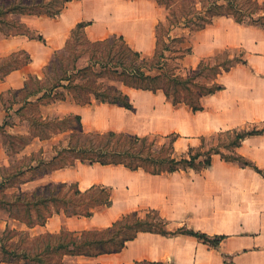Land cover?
<instances>
[{"label":"crops","instance_id":"0c3cea01","mask_svg":"<svg viewBox=\"0 0 264 264\" xmlns=\"http://www.w3.org/2000/svg\"><path fill=\"white\" fill-rule=\"evenodd\" d=\"M159 8L154 0H74L54 19L17 16L31 30L38 32L43 41L27 36L0 41V61L21 51L32 58L29 65L0 81V99L24 89L28 78L34 74L42 81V70L55 54L66 49L72 31L80 23L88 24L85 34L90 41L122 37L134 51L152 58L156 50L155 28L161 19ZM191 41L192 54L181 59L184 67L195 68L202 59L233 49L243 52L247 59L246 65L238 64L219 75L217 81L224 89L204 97L201 111L194 112L185 104L173 105L162 91L124 86L122 90L128 95L133 109L98 102L79 106L69 99L46 106H53L62 118L80 117L84 133L114 132L142 138L177 136V153L198 147L202 137L246 126L263 130L264 30L222 17L191 36ZM44 93L28 98L27 105L43 106ZM25 103L22 100L18 111L27 106ZM6 112L0 109V126ZM45 121L47 119L40 120L41 123ZM47 140L42 137L36 140L41 150L46 147ZM237 152L256 165L260 172L228 163L220 156H215L212 165L202 173L190 170L154 175L123 165H91L80 161L73 166L42 172L40 162L34 159L23 171L33 174L29 183L35 186L75 184L82 193L93 187H102L111 193L112 205L98 208L91 217H70L61 210L45 225L38 226L48 230V234L101 231L112 227L124 215L154 210L168 222V229L185 226L211 238L223 237L217 247H211L192 236L143 232L128 242L121 253L75 257L72 260L77 264H133L137 261L264 264V133L246 138ZM2 154L6 156L3 151ZM19 223L22 229H37Z\"/></svg>","mask_w":264,"mask_h":264},{"label":"trees","instance_id":"16d2710c","mask_svg":"<svg viewBox=\"0 0 264 264\" xmlns=\"http://www.w3.org/2000/svg\"><path fill=\"white\" fill-rule=\"evenodd\" d=\"M74 0H0V40L14 35H27L32 39L31 29L27 24L17 19V16H36L57 18L62 14L66 6ZM158 6L165 11V17L160 19L155 28L156 50L152 58L143 57L134 51L127 41L118 36L110 37L102 41H90L85 29L86 23H80L72 31V36L67 43L66 51H73L79 42L85 43L88 54V66L82 69L73 67L70 71L76 74L61 78L60 82H69L70 85L63 86L67 90L75 91L72 98L66 96L56 97L53 90L60 85L48 88L38 86L30 91L26 98L45 91L42 100L47 97L54 98L53 101L70 100L79 106L91 105L94 102L118 105L127 109H133L128 95L122 90V86L138 90L152 92L162 91L173 105L185 104L194 112L203 110L202 99L208 95L215 94L224 89L218 83V77L224 72L230 71L238 64H247L246 56L239 50H227L222 53L209 56L200 61L196 70L190 71L192 75L188 78L178 73H162L163 67L169 60L168 53L175 51L171 47L186 44L181 48V58L192 54L193 47L191 36L209 26L217 19L227 17L233 19L240 25L256 27L264 30V1L260 0H154ZM194 12H190V7ZM185 26L190 30L189 38H175L173 33ZM38 40L43 41L39 35ZM172 45V46H171ZM91 53V54H90ZM23 56V57H20ZM20 57V58H19ZM32 61L30 55L18 52L11 55L10 59L0 64V81H3L13 71L29 65ZM96 67H101L105 72H100L101 78H106L108 83L91 89L95 81L89 85H74L79 74L95 75ZM117 69V70H114ZM158 71L161 74L155 75ZM85 76V75H84ZM199 80V81H198ZM41 85L39 79L35 80ZM191 84V85H189ZM83 85V84H82ZM29 87V83L26 84ZM90 89V90H89ZM72 93V91H71ZM80 129H73L75 137L83 138V142L73 143L57 154L55 161L65 150L75 155V160L91 165L102 166L123 165L136 171L144 170L154 175L172 174L177 172L202 173L208 169L215 156H220L228 163H234L242 167H250L260 172L258 167L251 161L239 155L237 150L243 141L251 136L261 135L263 130L257 127L251 129L246 126L228 132H222L210 137H202L201 144L196 148L178 155L175 150L177 136L167 137H138L129 134L114 132L84 133L81 130V119L76 117ZM46 123V122H44ZM43 123V125H44ZM42 124V123H41ZM45 126V125H44ZM77 133L79 136H77ZM43 138V136H42ZM163 140L165 143L161 144ZM168 141V142H166ZM40 166L44 161L38 160ZM57 165L47 169V172L73 166ZM15 176L9 177L11 183ZM6 180V179H5ZM7 180V181H8ZM5 183V182H4ZM0 184V190L5 184ZM13 185V184H11ZM74 196L79 197L73 210H70L66 197L53 195L50 189L49 198L40 197L34 201L31 197L16 196L11 203H6L8 208L24 209L25 216L31 213L33 208L43 205L47 216L37 212L39 225H45L49 218L58 214L61 210L70 216L91 217L100 207L112 205L111 193L102 187H93L87 193H82L77 185H72ZM4 203V202H1ZM48 204L54 206L62 204L63 207H55L50 211ZM5 205V204H4ZM30 216V215H29ZM25 221L24 219H21ZM34 221L29 220L28 226L33 227ZM168 222L154 210L136 211L122 216L112 227L101 231L68 232L62 231L58 234H47L39 237L31 252L14 245L11 239L0 237V263L4 264H66L65 258L75 257H99L105 254L121 253L127 243L134 240L140 233L151 232L164 236L187 235L198 238L211 247H217L223 237L211 238L208 235L194 232L183 226L177 231L169 232ZM11 242V243H10ZM133 264H165L163 262L137 261Z\"/></svg>","mask_w":264,"mask_h":264},{"label":"rangeland","instance_id":"374dc122","mask_svg":"<svg viewBox=\"0 0 264 264\" xmlns=\"http://www.w3.org/2000/svg\"><path fill=\"white\" fill-rule=\"evenodd\" d=\"M189 10L192 13L194 12L192 6ZM159 13L161 19L165 17L166 13L163 9L159 8ZM30 31L31 36L38 40V32L34 30ZM189 34L190 30L185 26H181L180 29L173 33V37L186 39L189 38ZM15 36L27 35H14L8 38ZM8 38L6 37L1 40ZM29 38L32 39L31 37ZM186 46L187 45L184 44L171 47L175 53L172 52L167 54L169 60L166 62V66L163 67L164 71L162 73L175 72L185 78L192 75L190 71L196 70L197 67L190 68L181 65L180 58L182 55L180 50L181 48L184 50ZM88 54L89 52L86 50L85 43L82 42H79L73 51L64 50L55 54L52 60L47 63L48 65L42 70L43 77L41 85L35 83V80H37V74H34L28 78L29 87L26 86L20 91L13 92L14 94L12 96L7 94L4 99H0V109L7 110V115L0 126V160H3L0 162V184L5 182L4 188L0 190V237L4 239L9 237L11 242H13L14 245L19 246L21 250L25 249L28 252H31L35 247L36 240L49 233L48 230L38 227L39 220L37 218V212H40L43 216H47L48 214L43 205H38L37 208L31 210V213L29 214L30 216H25L24 209L18 211L17 208H11L10 210L6 203L13 202L16 196H29L33 198L34 201H37L40 197L49 198L52 194H58L60 197H66V206H68L70 210H73L80 199L73 195L75 188L72 185L74 184L47 183L45 185L35 186L33 183H29V179L33 174L30 171L24 172V166L28 165L33 159L44 160L45 163L40 166V170L46 172L47 169L57 165H69L70 163L77 162L78 160H75V155L66 150L55 161H53V159L57 154L61 153L63 149L73 146V143L83 142L84 139H78L75 137L76 135H74L75 133L73 129H80L79 122L75 115L62 118L58 115L60 112L54 109L53 106H46L51 105L54 102V98L50 96L43 100V106H41V104L39 106L29 104L20 111H18V109L27 94L30 91L37 89L38 86H48V88H52L53 86L60 85V88L53 90V93L57 94L56 97L66 96L72 98L75 91L71 89L67 90L63 86L70 85L69 82L65 81L61 83L60 80L61 78L66 79L72 74H76V72L73 73L70 71L73 67L82 69L85 66H88ZM3 61H0L1 65ZM100 72L103 73L105 71L101 67H96L95 75L84 74V76L83 74H79L74 85L78 86L82 82L83 85L81 84L80 86H86L91 84V81H95L94 85L91 87V89H95L97 86L110 84L106 78L100 77ZM154 74L157 75L161 73L155 71ZM42 118L47 119V121H45L46 123H44L45 126L43 125V122L42 124L40 122ZM262 129H264V127H262ZM42 136L44 139L48 138V140L45 142L46 147H43L41 150V145L36 143V140H39V137L41 138ZM50 136L51 138H49ZM77 136H79L78 133ZM160 143L163 144L165 141L161 140ZM200 144L201 140L198 142V146ZM52 146H54V148ZM2 151L4 152V155L6 154L5 157L3 156ZM31 152L33 153L29 154ZM185 152L187 153L188 150H178L177 154L183 155ZM11 176H15V178L10 183L8 179ZM54 187L56 189L50 194L51 192L49 188ZM56 206L59 208L63 207L62 204ZM56 206L48 204L50 211H54ZM24 217L25 221H22L21 219H24ZM30 219L34 221L33 227H37L36 230L20 228L19 222L23 223L28 228H33L28 226ZM178 228L179 226H171L168 231L174 232L177 231ZM72 259L73 258H65L64 261L66 264H77L73 262Z\"/></svg>","mask_w":264,"mask_h":264}]
</instances>
